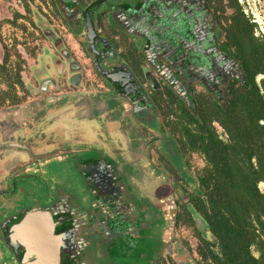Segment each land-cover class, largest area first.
<instances>
[{
    "label": "flooded vegetation",
    "instance_id": "1",
    "mask_svg": "<svg viewBox=\"0 0 264 264\" xmlns=\"http://www.w3.org/2000/svg\"><path fill=\"white\" fill-rule=\"evenodd\" d=\"M67 1L54 6L69 52L47 42L32 58L28 82L15 87L22 102L9 107L31 99L37 112L24 122L31 143L6 142L17 160H4L5 174L0 162V264H23L27 249L10 245L8 222L33 206L51 216L60 264H194V237L175 222L195 189L191 157L178 151L163 126L155 100L166 82L149 63L147 40L127 23L153 16L152 0H78L79 21L72 23L63 16ZM201 1L213 17L219 51L215 18ZM146 70L159 85L147 80ZM50 110L57 111L52 129L37 135L35 126ZM61 115L96 123L99 146L84 137L70 141L65 133L56 138Z\"/></svg>",
    "mask_w": 264,
    "mask_h": 264
},
{
    "label": "trees",
    "instance_id": "2",
    "mask_svg": "<svg viewBox=\"0 0 264 264\" xmlns=\"http://www.w3.org/2000/svg\"><path fill=\"white\" fill-rule=\"evenodd\" d=\"M19 1L24 12L5 21L34 25L28 0ZM207 1L219 51L239 66L243 79L227 78L223 103L206 88L197 90L199 82L192 85L193 106L167 83L155 100L178 151L202 160L175 222L195 238L194 264H264V40L237 0ZM2 50L0 108L22 102L15 87L23 85L25 65L16 42Z\"/></svg>",
    "mask_w": 264,
    "mask_h": 264
},
{
    "label": "rangeland",
    "instance_id": "3",
    "mask_svg": "<svg viewBox=\"0 0 264 264\" xmlns=\"http://www.w3.org/2000/svg\"><path fill=\"white\" fill-rule=\"evenodd\" d=\"M116 1V0H111ZM34 25L25 19H18L16 24H11L6 19H10L14 11L23 13V8L19 0H0V59L2 57V44L7 46L15 44L16 48L25 59L24 69L21 72L22 81L27 83L32 58L43 51L47 42L53 41L45 35L42 27L37 23L41 16L42 20L48 23L49 28L55 36L60 37L62 46L59 51L69 52L63 45L60 34L65 33L63 22L56 13L49 0H28ZM244 4L257 14L259 23L256 24L257 36L264 40V0H243ZM154 15L144 17H128L127 23L132 24L135 31H138L147 40V58L155 71L163 81L168 83L185 101L193 106L192 85L196 89L206 88L220 102L225 101V86L227 78L234 76L243 79V73L239 66L229 57L222 55L215 45V29L211 12L207 5L201 0H152ZM63 16L71 21H79L78 0H68L65 8L62 7ZM74 18V19H73ZM75 22V21H74ZM24 26V29L21 26ZM54 47H56L54 45ZM61 51V52H62ZM64 53V52H63ZM51 58V56H50ZM14 62V58L11 57ZM45 67V64H44ZM25 70V72H24ZM2 87V85L0 86ZM29 100V101H28ZM20 106L0 108V162L5 167L2 174L10 168L4 164V160H17L14 148L5 146L9 141L20 144L31 143L23 132L26 129L24 124L27 115L37 112L31 109V99ZM57 111L50 110V115L35 126L38 135L41 130H51L54 121L51 113ZM49 119V120H48ZM44 126V127H42ZM56 138L62 137L63 133L75 141L77 138H85L86 141L95 144V128H98L91 121L68 119L61 115L56 122ZM60 133V134H59ZM59 137V140H60ZM38 136L31 140H37ZM36 142V141H34ZM38 144L41 142H37ZM99 146L98 144H95ZM23 157L25 156L22 155ZM193 171L202 165V160L197 155L190 158ZM9 167V168H8ZM1 186V185H0ZM184 235V233H182ZM192 248L195 247V239L192 238Z\"/></svg>",
    "mask_w": 264,
    "mask_h": 264
},
{
    "label": "water",
    "instance_id": "4",
    "mask_svg": "<svg viewBox=\"0 0 264 264\" xmlns=\"http://www.w3.org/2000/svg\"><path fill=\"white\" fill-rule=\"evenodd\" d=\"M35 16L39 19L37 23L42 27L44 34L50 37L56 48H60L62 46L60 37L55 36L54 32L49 28L48 23L42 20L41 16L38 14H35ZM85 18L88 38L90 40L94 31L87 12L85 13ZM145 75L147 80L152 84L156 83L159 85L152 71L146 70ZM8 223L11 227L10 229L13 231L7 237L10 245L15 248V245L19 243L27 249L23 264H60V238L54 236L52 233L53 223L49 213L42 208L33 206L20 211ZM32 228H34V232H32V235H28L29 230Z\"/></svg>",
    "mask_w": 264,
    "mask_h": 264
},
{
    "label": "built area",
    "instance_id": "5",
    "mask_svg": "<svg viewBox=\"0 0 264 264\" xmlns=\"http://www.w3.org/2000/svg\"><path fill=\"white\" fill-rule=\"evenodd\" d=\"M237 2L240 4L244 15L249 19V21L258 24L259 20L257 14L252 12L251 9L244 4L243 0H237ZM254 34L257 35L256 27L254 29Z\"/></svg>",
    "mask_w": 264,
    "mask_h": 264
},
{
    "label": "bare ground",
    "instance_id": "6",
    "mask_svg": "<svg viewBox=\"0 0 264 264\" xmlns=\"http://www.w3.org/2000/svg\"><path fill=\"white\" fill-rule=\"evenodd\" d=\"M34 228H32L31 230H29V234L28 235H32V232H34ZM35 232H37V230H35Z\"/></svg>",
    "mask_w": 264,
    "mask_h": 264
}]
</instances>
